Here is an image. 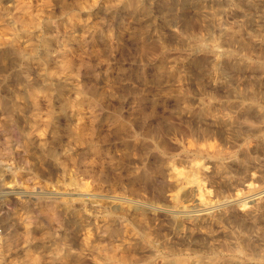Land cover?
Returning <instances> with one entry per match:
<instances>
[{"label": "rangeland", "instance_id": "374dc122", "mask_svg": "<svg viewBox=\"0 0 264 264\" xmlns=\"http://www.w3.org/2000/svg\"><path fill=\"white\" fill-rule=\"evenodd\" d=\"M124 1L0 0V264H264V0Z\"/></svg>", "mask_w": 264, "mask_h": 264}, {"label": "bare ground", "instance_id": "6f19581e", "mask_svg": "<svg viewBox=\"0 0 264 264\" xmlns=\"http://www.w3.org/2000/svg\"><path fill=\"white\" fill-rule=\"evenodd\" d=\"M139 1L140 0H125L124 1V7H126V8H128V9H136V7L138 6V3H139ZM93 8H95V6H93ZM202 46V45H201ZM214 47V46H213ZM203 48V47H202ZM198 49V48H197ZM217 55H219V54H217ZM216 55V56H217ZM217 59V58H216ZM215 59V61H213L212 63L214 64V65H217V63H218V60H216ZM218 66V65H217ZM216 66V67H217ZM212 68H213V66H212ZM217 72V71H216ZM245 93V92H244ZM235 95V94H234ZM255 95V94H254ZM252 96V95H251ZM250 96V98H252ZM243 98V97H242ZM240 99V98H239ZM253 99V98H252ZM261 99V98H260ZM84 100V99H83ZM85 100H87V99H85ZM1 102V101H0ZM257 104V103H256ZM239 105V104H238ZM205 107V106H204ZM207 107H209L208 105L206 106V109H207ZM244 107V106H243ZM258 108V107H257ZM250 109V108H249ZM255 109V108H254ZM206 111V110H205ZM260 111V110H259ZM213 116V115H212ZM264 116V115H263ZM208 117V116H207ZM216 118V117H215ZM214 118V119H215ZM221 119H223V118H220V120ZM217 121H218V119H216ZM224 121V120H223ZM225 121H226V123H231V120L230 119H225ZM224 121V122H225ZM219 127V126H218ZM228 127V126H227ZM230 127V126H229ZM8 170H10V167L9 168H7ZM33 193V192H32ZM38 193V192H37ZM7 194H11V192H7ZM53 205H54V203H52ZM52 206V205H51ZM56 208L53 206V207H48V209L47 210H45V208L43 209V210H45L43 213H44V215H46V216H49V217H55V216H57L56 214V210H55ZM257 252V251H256ZM255 253V252H254ZM260 254H261V252H260ZM257 255H258V253H257ZM263 255V254H262ZM259 256V255H258ZM262 257V256H261ZM199 262V261H198Z\"/></svg>", "mask_w": 264, "mask_h": 264}]
</instances>
